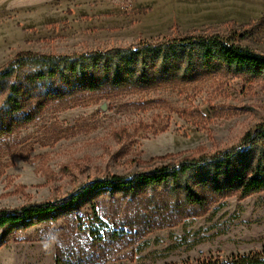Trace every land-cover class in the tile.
<instances>
[{
    "label": "rangeland",
    "instance_id": "374dc122",
    "mask_svg": "<svg viewBox=\"0 0 264 264\" xmlns=\"http://www.w3.org/2000/svg\"><path fill=\"white\" fill-rule=\"evenodd\" d=\"M167 1L63 0L23 26L0 14V68L21 52L78 57L191 35L219 36L264 55V15L242 25L201 22L204 13L195 21ZM262 121L264 79L222 70L147 90L76 89L0 140V210L214 154ZM162 193L104 192L57 221L1 230L0 264H57L59 255L65 264H201L263 252L264 193L221 199L186 219L159 207ZM108 232L116 238L104 240Z\"/></svg>",
    "mask_w": 264,
    "mask_h": 264
},
{
    "label": "trees",
    "instance_id": "16d2710c",
    "mask_svg": "<svg viewBox=\"0 0 264 264\" xmlns=\"http://www.w3.org/2000/svg\"><path fill=\"white\" fill-rule=\"evenodd\" d=\"M221 70L264 79V55L211 35L78 57L21 52L0 68V140L33 123L47 105L76 89L147 90L177 79L195 82ZM57 85L60 88L54 89ZM157 188L164 190L159 207L179 219L202 216L221 199L237 196L243 200L264 193V121L248 130L239 144L214 154L192 156L131 176L98 179L62 200L0 210V231L8 227L27 230L57 221L104 192L128 189L135 196ZM116 236L108 232L103 238ZM64 257L59 255L57 264H65ZM201 264H264V249L255 256Z\"/></svg>",
    "mask_w": 264,
    "mask_h": 264
},
{
    "label": "crops",
    "instance_id": "0c3cea01",
    "mask_svg": "<svg viewBox=\"0 0 264 264\" xmlns=\"http://www.w3.org/2000/svg\"><path fill=\"white\" fill-rule=\"evenodd\" d=\"M63 0H0V14L9 16L23 26L35 13L51 11L57 2ZM170 6L176 4L179 10L197 16L204 13L201 22L220 23L234 21L247 24L264 15V0H168Z\"/></svg>",
    "mask_w": 264,
    "mask_h": 264
},
{
    "label": "clouds",
    "instance_id": "9594fccd",
    "mask_svg": "<svg viewBox=\"0 0 264 264\" xmlns=\"http://www.w3.org/2000/svg\"><path fill=\"white\" fill-rule=\"evenodd\" d=\"M45 247H47V245L45 244Z\"/></svg>",
    "mask_w": 264,
    "mask_h": 264
}]
</instances>
